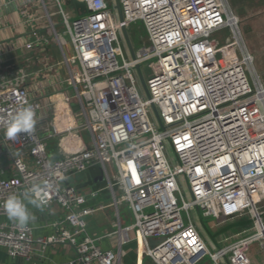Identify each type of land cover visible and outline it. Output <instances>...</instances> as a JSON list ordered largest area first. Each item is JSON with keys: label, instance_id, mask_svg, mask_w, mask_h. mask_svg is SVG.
<instances>
[{"label": "built area", "instance_id": "obj_1", "mask_svg": "<svg viewBox=\"0 0 264 264\" xmlns=\"http://www.w3.org/2000/svg\"><path fill=\"white\" fill-rule=\"evenodd\" d=\"M77 1L86 11L70 17L65 0H37L61 56L64 78L57 85L69 121L52 125L45 137L36 123L33 133L9 141L3 129L17 110L30 105L38 119L46 106L20 78L0 85V140L18 151L11 175L0 179V247L10 258L29 261L46 247L68 244L76 259L67 264H119L133 231L155 264H200L205 257L211 264H249V247L264 242V86L252 74V57L227 0H119L121 21L114 0ZM20 14L31 28L26 50L49 39L40 34L39 17ZM138 22L147 47L132 58L122 28ZM59 29L68 36L66 45ZM224 30L229 61H219L213 48L214 34ZM208 48L214 62L202 64ZM146 62L156 73L143 71ZM49 139H57L62 157L52 156ZM93 168L104 182L105 202L102 190L68 181ZM34 183L49 185L42 209L63 211L46 236L35 237L29 224L19 228L2 206L8 195ZM122 206L130 225L122 224ZM107 209L115 214L109 235L117 244L103 250L88 219ZM192 212L215 218L213 229L233 223L241 229L219 237L212 252ZM149 239L163 242L150 248Z\"/></svg>", "mask_w": 264, "mask_h": 264}, {"label": "crops", "instance_id": "obj_2", "mask_svg": "<svg viewBox=\"0 0 264 264\" xmlns=\"http://www.w3.org/2000/svg\"><path fill=\"white\" fill-rule=\"evenodd\" d=\"M27 10L36 21L40 34L49 37L31 50H26L24 45L30 40V25L25 23V17L20 12ZM74 16V12H69ZM55 42L50 38L47 22L41 18V10L37 0H0V85L7 80L19 79L24 87L32 91V97L40 100L46 107L39 113L37 125L43 136L50 133L52 125H59L61 120L69 121L68 112L64 102V90L57 85L59 78H64L63 68L57 57ZM203 58H213L211 52L206 50ZM71 123V122H70ZM60 126V125H59ZM51 140L49 151L54 158L62 157L58 149L57 139ZM52 141H56L53 142ZM18 153L16 149L9 146V150L0 140V179L9 177L12 170V157ZM69 183L80 189L102 190L101 201H107V192L104 186L92 188L90 183L102 182L99 171L96 168L88 172L70 178ZM29 211L33 219L28 223L33 229L35 237L46 236L52 233L49 225L62 216L63 211L56 205L49 209H37L29 205ZM123 209L120 208V211ZM127 215L128 212L126 213ZM115 214L111 209L96 213L88 219V231L93 237L101 238L98 242L103 250L115 249L117 236L109 235L116 229L114 222ZM122 218V216H121ZM108 237H105L106 235ZM135 238L131 243L121 248L119 264H155L144 256V247L136 239L135 232L130 233ZM76 259V251L71 245L49 246L43 252H36L31 260L21 258H10L6 250L0 247V264H67Z\"/></svg>", "mask_w": 264, "mask_h": 264}, {"label": "rangeland", "instance_id": "obj_3", "mask_svg": "<svg viewBox=\"0 0 264 264\" xmlns=\"http://www.w3.org/2000/svg\"><path fill=\"white\" fill-rule=\"evenodd\" d=\"M227 2L230 7V10L238 19L239 28L244 44L252 57V74L254 75L255 80H258L264 86V0H227ZM63 9L68 13L70 12L65 6V4H63ZM70 17L72 16L70 15ZM59 32L62 36V43H67L68 36H64L62 34L63 31L61 29H59ZM128 35L134 48V51L135 53H137L138 50L146 44L147 37V34L141 23L138 22L136 24H133L130 30L128 31ZM214 38L215 42L213 44V48L216 52V58L219 61H229L230 59H232L229 47L230 43L228 42V32L226 30L217 32L216 34H214ZM54 46L57 52V57L54 59L56 61H59L61 60L59 49L56 44ZM118 60L119 62H121L119 58ZM206 61H208L209 63L214 62V58H205L204 60H202V64ZM151 63L152 62H146L142 65V69L146 72V74L150 72L156 73V70L155 68H153V65H150ZM247 76L250 84L252 85L251 76L249 74H247ZM139 84L141 93L145 95V91L141 83ZM69 94L72 95L71 89L69 90ZM50 142L51 140H47L48 146ZM53 142L56 141H52V143ZM180 179H182L181 181L183 184V194L186 200H190L191 196L185 178L183 177ZM121 209H123L121 211L123 226L132 224V218L126 214L128 212V209L125 206H122ZM192 217L205 243L207 244L209 250L212 252L216 249L217 239L219 237L225 236L232 232L239 231L241 229L239 223L227 224L221 228L213 229L211 228V225H213L216 221L215 218L199 217L195 212H192ZM183 219L186 222L185 213H183ZM246 256L249 260V264H264V242L252 244L247 250ZM200 264L211 263L209 262V259L205 257L203 262H201Z\"/></svg>", "mask_w": 264, "mask_h": 264}, {"label": "clouds", "instance_id": "obj_4", "mask_svg": "<svg viewBox=\"0 0 264 264\" xmlns=\"http://www.w3.org/2000/svg\"><path fill=\"white\" fill-rule=\"evenodd\" d=\"M37 123L36 113L30 105L21 107L7 121L4 127V136L9 141H15L19 134H31L35 131ZM49 185L34 183L22 193L10 194L3 202V209L9 220L23 229L33 219L29 211V205L41 209L48 204Z\"/></svg>", "mask_w": 264, "mask_h": 264}, {"label": "water", "instance_id": "obj_5", "mask_svg": "<svg viewBox=\"0 0 264 264\" xmlns=\"http://www.w3.org/2000/svg\"><path fill=\"white\" fill-rule=\"evenodd\" d=\"M114 2H115L114 9L117 12L118 19L121 21L122 20V14H121L119 0H114ZM65 4H66V7L68 8V10L71 12H77L78 11L80 14H84L86 11L85 4L82 2H79L77 0H65ZM122 34L124 36L127 48L130 52V56L132 58H135V51H134V48H133L132 43L130 41V38L128 35V30L125 28H122ZM136 70L139 72L138 66H136ZM140 81L144 85L142 76H140ZM100 180H102V178H100ZM197 215L200 217V214L198 212H197ZM162 242H163L162 239H160V240L149 239L148 240V246L150 248H154L155 246L160 245Z\"/></svg>", "mask_w": 264, "mask_h": 264}, {"label": "trees", "instance_id": "obj_6", "mask_svg": "<svg viewBox=\"0 0 264 264\" xmlns=\"http://www.w3.org/2000/svg\"><path fill=\"white\" fill-rule=\"evenodd\" d=\"M90 184L93 185L92 188H98L97 186L101 187V185L104 186V182H97L95 184L94 181H92Z\"/></svg>", "mask_w": 264, "mask_h": 264}, {"label": "bare ground", "instance_id": "obj_7", "mask_svg": "<svg viewBox=\"0 0 264 264\" xmlns=\"http://www.w3.org/2000/svg\"><path fill=\"white\" fill-rule=\"evenodd\" d=\"M264 94V93H263Z\"/></svg>", "mask_w": 264, "mask_h": 264}]
</instances>
